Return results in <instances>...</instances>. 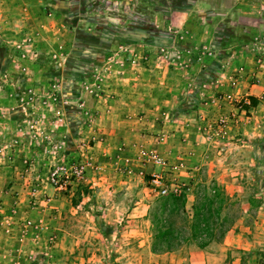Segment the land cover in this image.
Returning a JSON list of instances; mask_svg holds the SVG:
<instances>
[{"label":"rangeland","instance_id":"obj_1","mask_svg":"<svg viewBox=\"0 0 264 264\" xmlns=\"http://www.w3.org/2000/svg\"><path fill=\"white\" fill-rule=\"evenodd\" d=\"M179 2L133 0L137 38L118 26L71 61L72 32L46 0H0V264H202L204 248L264 264V9L154 12ZM214 188L226 200L200 247L192 206ZM170 195L186 198L171 220L182 234L157 253ZM229 230L256 246H234Z\"/></svg>","mask_w":264,"mask_h":264},{"label":"trees","instance_id":"obj_2","mask_svg":"<svg viewBox=\"0 0 264 264\" xmlns=\"http://www.w3.org/2000/svg\"><path fill=\"white\" fill-rule=\"evenodd\" d=\"M123 1L124 0H91L92 5L89 7L85 5H78V3H76L77 0H46V9L50 11L54 10L58 14V27L61 29V32H72L73 39L71 40H75L76 42L74 45L70 43L72 46H68L69 42L65 40L62 44V55L68 54L72 58L71 61L76 60V58H79L85 51L87 54H90V52L93 50L92 44L97 47L100 37L107 39V36H109L111 33H115L116 31L114 30H116L115 28H117L120 22L116 24L114 23L115 20H112V22L109 21L105 15L99 14V11L112 9V12H116V9L121 10L123 7H125ZM125 1L128 2L129 4L127 5L131 7L130 3H132L133 0ZM97 13L99 16H97ZM67 14L70 15L68 20L63 17V15ZM81 19H85L86 22H89V24H92V26L85 29L80 23ZM128 22L125 24H120L122 27H124L120 32L122 36H120L119 39L121 41L129 42L133 38H137V35L140 33L141 29H146V26L140 23L138 19L131 20L130 23ZM145 33L146 35L139 37L137 43L142 44L146 42V39L148 40L152 36L151 34H153L152 32ZM107 53V51L105 54L99 53L98 56L104 57ZM54 66L56 69H59L60 67L58 63H55ZM170 199H172V202H169V206L166 209L167 217L161 219L156 215L155 219L156 228L153 234L152 250L157 253L173 249L176 245L173 244L174 240H178L180 237L179 235L182 234L180 230H177L174 227L173 221L171 220L173 216L176 215V209H178L177 211L185 212L184 207L186 198L184 196L174 197L170 195L164 205ZM225 200L226 195L224 193L222 194L219 189L215 188L210 195L207 194V192L197 195L195 203L192 206L193 223L190 226V234L197 239V244L200 247L204 246L207 240L216 235L217 232H214L215 227L213 228V224H219L218 220ZM178 201L180 202L179 207L181 206V209L177 206Z\"/></svg>","mask_w":264,"mask_h":264},{"label":"crops","instance_id":"obj_3","mask_svg":"<svg viewBox=\"0 0 264 264\" xmlns=\"http://www.w3.org/2000/svg\"><path fill=\"white\" fill-rule=\"evenodd\" d=\"M196 2H198L199 0H180L179 2V6L174 5V4H164L162 6H158L154 8V12H171V13H184L186 15V17L189 15L190 16V11L189 8L193 6ZM203 2H207L209 4V7L212 9H223L229 12H232L233 14H235L236 16H248L249 14H255L257 13L258 7H262L261 9H264V0H200ZM125 4V7H123L121 10L116 9V12H120L122 15H117L115 16V22L116 24H118V22H120V24H125L127 23L128 20V14H129V6L127 4H129L128 2H126L125 0L123 1ZM78 5H85V6H89L91 7V0H77ZM260 5V6H259ZM112 9H106V11L110 12V14L112 15ZM102 14V13H100ZM104 15V14H102ZM97 16H99V14L97 13ZM106 16V15H105ZM113 16V15H112ZM126 16V19H123V17ZM257 16V15H256ZM120 17V18H119ZM106 18H110L109 16H106ZM102 20V19H100ZM185 24L187 25H192L194 22L193 19H185ZM118 25L122 28L121 25ZM117 26V27H118ZM73 38V36H72ZM75 41V40H74ZM1 55V54H0ZM2 60L4 61L5 59L3 57ZM4 65V64H2ZM1 65V67H2ZM264 215V213H263ZM235 230H229L227 233V237L226 239L228 241H230V243H232L234 246L236 247H246V245L250 246V247H254L256 246V239H253L252 237L249 238V241H244L242 238L243 235L240 231H235ZM257 236V235H255ZM254 236V237H255ZM226 240V241H227ZM61 248H62V244H61ZM201 257H202V264H223L224 262V258L222 257L221 254L219 253H215V252H210V250L208 248H204L201 249Z\"/></svg>","mask_w":264,"mask_h":264},{"label":"built area","instance_id":"obj_4","mask_svg":"<svg viewBox=\"0 0 264 264\" xmlns=\"http://www.w3.org/2000/svg\"><path fill=\"white\" fill-rule=\"evenodd\" d=\"M152 157L153 158H156L155 168H153L152 170H150L148 172V175H149L150 179L153 182L161 183V180L159 178L160 171H159L158 167H161L163 165L164 160L161 157H158L157 154H153ZM160 192L162 194H164L166 192V188L165 187H162Z\"/></svg>","mask_w":264,"mask_h":264}]
</instances>
